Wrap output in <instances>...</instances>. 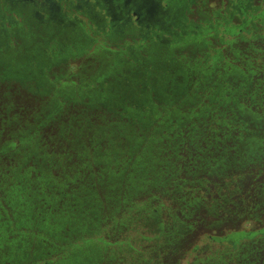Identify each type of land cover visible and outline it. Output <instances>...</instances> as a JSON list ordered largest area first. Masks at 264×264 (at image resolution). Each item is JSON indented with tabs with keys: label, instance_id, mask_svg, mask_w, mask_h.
<instances>
[{
	"label": "rangeland",
	"instance_id": "rangeland-1",
	"mask_svg": "<svg viewBox=\"0 0 264 264\" xmlns=\"http://www.w3.org/2000/svg\"><path fill=\"white\" fill-rule=\"evenodd\" d=\"M62 1L66 16L81 22L85 33L91 37L97 39V36L100 37L98 29L104 30L109 26L102 28L90 9L80 5V0H71L70 4ZM95 1L98 2L96 8L107 13V4L103 0ZM121 1L118 0V3ZM179 1L170 0L173 3ZM206 1L195 0L183 24L219 26L222 32L207 33L203 45H199L196 51L191 52L186 48L182 53L188 60L204 58L206 63L212 54H219L221 61H235L236 66L244 67V59L245 62L249 60L260 67L264 66V43L260 44L254 39V44L247 46L239 37L223 29L225 26H242L243 31L254 34L256 30L253 26L242 24L239 19H230L224 12L228 9L225 0ZM3 2L0 0V16L4 17V27H14L8 19L12 17L13 21L20 23L25 35L9 34L0 42V48L5 47L3 53L15 51L10 55V63H14V67L0 62V126L8 128L10 123L18 126L11 133L7 130V135L0 131V151L5 148L19 151L31 144L42 153V137L45 134L49 136L48 168L46 174H38L48 181V191L34 194L26 189L21 199L32 193L33 197L29 201H0L4 205L0 212V226L3 228V231L0 229V264H264V235L250 240L242 239L237 243L234 240L230 243L222 241L233 232L244 230L250 225L253 229L264 225L262 86L261 90L257 88V94L260 95L255 100L246 99L244 94L239 97V101L247 106L245 113L238 112L235 103L230 102L236 112L231 110L226 120H220L221 123L218 119L206 118L202 122L192 119L178 122V125L173 119L172 124L178 125L175 129L177 139L171 135V141L163 140L162 150L152 152L154 157L151 156L150 160L145 158L149 150L145 144L134 147L129 140L136 138L135 129L129 128L131 120L126 118L119 121L121 127L117 130L124 142L118 146L124 150L120 153L121 157L114 156L103 146L106 136L112 138L113 132L98 128L104 122H110V111L104 107L90 109L87 105L61 97L60 93L68 89L74 98L81 100V96L90 101V85L94 82L95 86H101L99 82L104 77L97 70L87 69L103 54L100 47L110 45L125 49L126 44L132 45L141 38H146L145 44L151 45L154 43L151 32L147 34L144 30L139 31L135 21L134 30L130 31L124 24L127 9L121 6L124 12L115 14V30H119V35L110 36V30H107L105 36L92 45L88 42L90 40L86 41L81 36H75L70 41L60 31L66 21L57 26L56 23L55 26L47 24L44 21L47 14L42 13V21L33 19L29 24L24 20V13L3 7ZM109 12L113 15V12ZM140 25L142 28L149 25L147 30L153 31L160 28L147 22ZM181 26H173L167 31L162 29L161 33L179 32ZM68 28L71 31L78 29ZM155 33H159L157 29ZM261 33L264 35V28ZM164 36L171 39L168 35ZM22 38L26 39L27 44L23 43ZM148 48L142 49L144 57L149 55ZM23 53L29 55V60H14L13 56H22ZM109 58L114 61L110 52ZM211 71L212 77L217 79L218 73L223 70ZM262 72L264 69L257 73L264 83ZM124 75L130 74L125 72ZM43 78L46 85L40 83ZM22 79L30 81L27 82L29 85H25L28 88L23 87ZM195 79L192 78L191 82ZM60 81L73 84L64 90L63 85L58 83ZM225 83L231 91L240 87L230 80ZM22 89L27 93L24 94ZM33 89L45 95L33 97ZM215 91L210 90L209 94ZM10 94L14 98L6 101ZM57 97L58 104L52 107V100ZM160 100L158 97L155 100L158 105H162ZM189 108L200 110L202 103L191 104ZM52 115H59L63 122L59 125L60 133L51 135L52 129L48 123ZM75 116L81 118L76 125L73 122ZM188 128H197L199 132L195 131L194 137L182 138L181 133ZM69 129L72 133L70 136ZM59 136L64 138L60 144L64 149L57 145L59 150H54L50 142ZM98 141L102 142L96 147ZM256 145H260L258 152L255 151ZM39 157L42 158L41 155ZM79 157L81 161L78 162V168L72 170L71 165L69 171L66 170V163L77 162ZM97 158L103 162L106 170L96 164L99 162ZM138 158L153 161L155 165L151 163L142 170L139 163L136 165ZM223 159L231 160L224 165ZM10 163L21 164L18 159ZM29 163L27 165L30 167ZM32 165H35L34 162ZM114 173L120 176V186L111 188L108 183L114 184L109 177ZM37 181L39 183L41 180ZM87 185L92 190L86 189ZM114 190H118L117 193H113ZM84 194H89L94 203H103V209L97 217H87L81 212V204L90 205V201H83ZM44 198L48 201H41Z\"/></svg>",
	"mask_w": 264,
	"mask_h": 264
},
{
	"label": "trees",
	"instance_id": "trees-1",
	"mask_svg": "<svg viewBox=\"0 0 264 264\" xmlns=\"http://www.w3.org/2000/svg\"><path fill=\"white\" fill-rule=\"evenodd\" d=\"M107 8H109L108 5ZM106 11L108 12V16L111 18L112 14L109 12L111 10L107 9ZM8 19L10 24L11 22H16L12 20V17H9ZM75 23L77 24V28H78L77 31H73V30L71 31L68 28V26L67 27L63 26L62 29H60V31L62 30V32H66V34L64 35H66L67 37L69 36L70 41L74 40L76 38L75 36H81L82 39L86 41L90 40L88 42L90 43V45H92L94 43H97L96 40L103 38V36H105V31L107 30H110L109 31L110 36H112L113 34L116 35V33H118L119 35L118 32L119 30L118 31L115 30L117 28L115 26V21L110 22V24L105 22L103 23L100 22L102 28H105L106 25L109 26H107L106 29L104 30L98 29V32L100 33V37L97 36V39L85 33V28L81 22H78L76 20ZM4 24H5L4 17L0 16V33H1L0 42L5 37H9L10 36L9 34L11 35L16 34L14 27H12L11 29L9 28L7 29L6 27H4ZM140 28H142V26L138 24L137 29L139 31L144 30L147 32V34L148 32H151L150 34H152L153 37L152 39L154 43H151V45H146L145 44L146 38H141V40L134 42L132 45L126 44L125 49L119 47L116 48L110 45H104L100 47L103 50V54L100 55L99 58H96L94 62H92L89 65V67H87V69L91 71L97 70L96 72L99 73L101 72L104 75V77H102L103 79L99 82V85L102 84L101 86H95L94 82L91 85L89 84L90 92L88 98L90 101H86L81 96H79L81 100H78V98H74L71 94H69L67 88L70 87L73 83L61 82V81L58 82L59 84L63 85V87L65 88L64 90L67 89L66 92L60 93L61 97L67 100H71L72 102H78L85 106L87 105L88 108L90 109L96 108V110H98L99 109L98 107L100 108L104 107V109L107 108L110 111L109 112L110 122L109 123L104 122V124L98 128L100 130L102 129V130H108V132L109 131L113 132L112 138L106 136V140L103 141L104 142L103 146L105 145L108 148V150L113 153L114 156L121 157L120 153L124 150L121 146L120 147L118 146L120 142H124V138L123 137L120 138V134H119L120 132L117 129L121 127L119 121L126 120V118H129L131 120L129 128L131 129L133 127L135 129V130L133 129L135 131V135L134 134L133 135L136 138H133V140L131 139L129 140L133 142L134 147L135 145L138 147L140 144L141 145L145 144V147L149 149L148 152L146 153L145 158L150 160L151 156H153V153L157 151L156 149H158L159 152L162 150L163 140L171 141L172 137H175L177 135L175 129H177L179 123H182L184 121L186 122L191 121L192 119L194 121L195 120L203 121L206 118L218 119L219 122L221 123V121L226 120V116L228 115L229 112H231V110L233 112H236V108L230 106V102L235 103L237 109H239L238 112L245 113L247 106L239 101V97H241V95L243 94L246 95L247 96L246 99L255 100L260 95L257 94L259 91L256 90L257 88L261 90L260 89L261 86L263 89L261 91V94L264 95V83H262L260 79L261 77L257 73L258 70L264 69V66L260 67L259 65L254 64L252 61L249 60L245 62V59L242 62L244 64V67L240 65L236 66L234 63L235 61L234 62L227 60L224 62L221 61L219 54H215V55L212 54V56L208 57L206 63H204V58H196V59L191 58V60H188V57H186V55L182 53L184 50L187 49L184 46L180 45L179 44L180 42L178 43L179 38L174 37V35L172 34L174 32L163 34L170 36L171 39L174 40L173 41L174 43H172L171 46L172 49L168 50L167 49L168 47H163L162 44H160L157 39V36L162 34L161 33L162 29L156 28L159 32L158 34H156L155 33L156 29L154 31L147 30L146 26H144L142 29ZM181 29H183V31L187 33L186 36H188L189 34L190 36H194L193 32H196L198 36H202L212 31L216 33L222 32L221 30L222 27L219 26L217 27L215 26L212 29V28H208V26H202L196 28L193 25V26H187L186 28L182 27ZM223 29H225L226 32L227 31L231 32L230 34H232V36L238 37L240 35V29H242V26L241 27L237 26L232 28L229 26H225L223 27ZM23 33L24 34L22 36L25 35V32ZM243 34L249 35L250 37L255 33L249 34V32L244 30ZM179 36L184 37L185 35H183L181 31H179ZM198 46L195 47L196 50ZM146 47H149L148 48L149 55L147 57H144L143 54H141V52L142 49ZM4 49L5 47L0 48L1 55L3 54ZM155 50H158V52H156ZM109 52L112 53V57L114 60L113 62L111 61L112 59L110 60L109 58ZM43 61L46 62L45 60ZM257 63L259 64V62ZM209 68H212L211 70L221 69L223 71H220L218 73V78L216 79L212 77L213 72ZM125 72H128L130 75H124ZM262 73L264 74V72ZM195 77L196 79L191 82V79ZM22 80L24 81V79ZM226 80L227 81L230 80L235 83H238L240 87L237 88V90L235 89L231 91L229 86L227 87V84L225 83L227 82ZM26 82L30 83V81H26ZM40 83L41 85L42 84L46 85L45 78H43ZM212 83L214 84L213 86L211 85ZM23 87L28 88L25 85H23ZM214 89H216V91L213 92L212 94H209L210 90H214ZM32 95L33 96L35 95L34 97L41 98V96H44L45 94L42 92L41 93L38 92L37 89H33ZM156 96L161 99L160 101L162 105L161 104L158 105V102L155 101L157 98ZM58 100L59 97L54 98L52 100L51 103L52 107L57 106ZM199 103L200 104L202 103V108L200 110L189 108V105L191 104L195 105ZM178 111H180V113H178ZM41 117L42 116H40V118ZM169 117L171 118L168 120ZM80 119L81 118L79 116L77 117L75 116L73 121L74 124L75 123L79 124ZM173 119H176L177 123L179 122L178 125L176 124L177 126L172 124ZM50 120L51 121H49L48 123V127L52 129L50 131V134L52 135L54 134V132L60 133L59 125L63 122V120L59 119V115L58 116L52 115ZM71 128L73 129L74 126H72ZM239 128L241 129V126ZM153 129L154 132L151 133ZM195 131H198L197 128H195V130L188 128L186 129V132L181 133V137L182 136H183L182 138L194 137ZM68 132H69L68 136H70L72 134L70 129L68 130ZM30 138L31 137H29V139ZM176 139H173L172 141H175ZM63 140L64 138H62V136L57 137L52 142L54 143L53 145L50 142V147L56 150L57 148H59L57 145H60L62 142H64ZM101 142L98 141L96 147L97 146L99 147ZM60 146L61 149L62 148L64 149L63 145ZM259 150H260V145H256L255 151L258 152ZM7 152L8 149L5 148L4 151H0V154H4ZM252 153L253 150L250 151V155ZM80 157L82 158V156ZM80 157L77 158V162L74 163L69 162L68 165L66 163L65 165V167H67L66 170L69 171L71 165H73L72 170L78 168L79 166L78 162L81 161ZM148 160H145L144 158L143 159L138 158L136 165L139 163L140 168L142 170L149 167L151 163L152 165H155V162L153 161L147 162ZM230 160L231 159H225V160L223 159L222 164L225 165V163L230 162ZM98 161L99 162H96V164L100 165L102 167V170H106V168L102 165L103 162H101L100 159ZM10 167H13L15 169L16 165L12 164ZM118 175L114 173L111 175V177H109V180L112 181L114 184L113 186L110 183H108L111 186V188H116L118 187V185L120 186L119 183L120 176ZM87 186L86 189L88 188L89 190H92L90 186L88 187ZM117 191L114 190L113 193L114 192L117 193ZM82 196L84 197V199L82 197L83 201H90L89 203L90 205L87 206L85 205V203L81 204L83 208L81 212L86 214L87 217L92 215L94 217H97L103 209L102 206L103 203L102 205H100L98 201L94 203L93 200H91L89 194L87 195L84 194ZM3 207L4 205L2 206V204H0V209L3 210ZM0 229H2L1 231H3L2 226H0ZM258 235H264V225L258 229H253V226L250 225L248 228L244 230L233 232L230 235V237L226 239H222V241L224 240V242L230 243V241L234 240V242L237 243L242 239L250 240ZM208 239H211V237H209ZM81 242L85 243V241H81ZM2 244L4 243L2 242ZM48 264L50 263L48 262Z\"/></svg>",
	"mask_w": 264,
	"mask_h": 264
},
{
	"label": "flooded vegetation",
	"instance_id": "flooded-vegetation-1",
	"mask_svg": "<svg viewBox=\"0 0 264 264\" xmlns=\"http://www.w3.org/2000/svg\"><path fill=\"white\" fill-rule=\"evenodd\" d=\"M103 1L108 5V10H111L113 12L111 18L108 16V12L104 13V11L96 8L98 2H96L95 0H80L79 3L87 9H90V13L92 14L93 18H95L99 22H105L108 24L113 21L116 22L115 16L124 12L120 9L121 6H123L124 9H127L124 24L129 28L130 31L134 30V21L138 24L142 22L157 24L161 29L166 31L169 28L177 26L179 24H181L183 28H186L187 26L183 24V20L184 18H186V14L191 11V9H189L190 6H193L195 2V0H180L179 2L174 3L170 2V0L167 2H165V0H122L120 3H118V0ZM225 1L228 9L224 12H227L226 14L230 19L234 21L236 19H239L241 20L242 24L249 23L257 32V34L255 32L252 37L250 36L251 38H253L251 39L249 36L243 34V29H240V35L238 37L242 40L243 44L247 46H249L250 43L254 44V39H256V41L260 44L264 43V35L263 33H261L262 29L264 28V0ZM65 3L70 4L71 0H65ZM3 7H7L10 10L15 9L19 12L24 13V20L29 24L33 19L42 21V13H46L47 17L44 21L47 24L52 23L55 26L56 23L57 26L60 25L63 21H66L67 23L64 27H77V24L75 23L76 19L71 20L66 16L62 0H4ZM209 8H211V6H209ZM133 11L135 12V15H133ZM254 21L258 23H255ZM11 24L14 25L16 35L24 34L19 22H11ZM194 27L199 28V26ZM146 28L148 29L149 25H146ZM181 28L180 31L183 35H185L184 37H180L179 32L176 30L172 34L174 35V37L179 38L178 43L180 42V45L184 46L191 52L196 51L195 47L203 43V39L206 34L198 36L196 32H193L194 36H190V34L186 36L187 33ZM208 28L213 29L214 27ZM62 34L64 35L66 34V32H62ZM64 36L65 38H69V36ZM168 38L169 37L164 36L163 34L157 36L159 43L162 44L163 47H168V50H171V46L172 43H174V40ZM22 39L24 40L23 43L27 44L26 39ZM155 51L158 52V50ZM21 84L26 85L27 82L25 80H22ZM2 87H4V85ZM25 92L26 91L23 90L24 94ZM13 98L14 97H12L10 94L9 98H6V101H12ZM17 127L18 126L15 125V123H10L8 128L0 126V131L3 135H7ZM7 130H9V132H7ZM42 141L43 143L40 147L44 150V152L42 153L38 152L39 148H34L31 144H28L24 146L25 148L19 151L9 150L7 153L0 154V201H29L33 197L32 193L31 195L29 194L24 200L21 199L26 189L27 192L32 191L34 194H41V192L45 194L46 191H48V181L44 180L38 175L41 173V175H43L46 168H48V165L46 163V158L48 157V136L46 134L44 135V137H42ZM39 155H41L42 158H40ZM16 159H18L21 164L14 163L16 165L14 169L13 167H10V162L13 160L15 162ZM33 162L35 165H39V167L36 168L35 165L33 166ZM28 163L31 164L30 167L29 165H27ZM33 174L34 176L32 177ZM37 180L41 181L39 183H36L38 182ZM41 201H48V199L44 198ZM0 210L3 211L2 209ZM21 239L26 240L24 238Z\"/></svg>",
	"mask_w": 264,
	"mask_h": 264
},
{
	"label": "water",
	"instance_id": "water-1",
	"mask_svg": "<svg viewBox=\"0 0 264 264\" xmlns=\"http://www.w3.org/2000/svg\"><path fill=\"white\" fill-rule=\"evenodd\" d=\"M13 53H15V51L14 50H11L10 52L8 51L7 53H3L2 55L0 54V62L1 63H5L7 66H13L14 67V63L12 64V63H10L11 62V58L12 57H10V55H12ZM6 54V55H5ZM28 54H26V53H23V55L21 56V55H19V54H16L15 56H13L14 58V60L15 61H20L21 59L23 60V61H26L27 59H28Z\"/></svg>",
	"mask_w": 264,
	"mask_h": 264
}]
</instances>
